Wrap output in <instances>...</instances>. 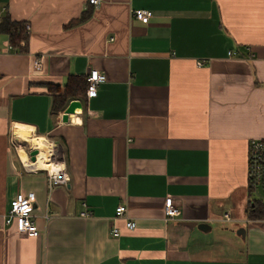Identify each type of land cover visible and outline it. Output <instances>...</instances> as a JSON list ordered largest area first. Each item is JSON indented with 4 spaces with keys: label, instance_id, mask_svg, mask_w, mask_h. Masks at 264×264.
I'll use <instances>...</instances> for the list:
<instances>
[{
    "label": "crops",
    "instance_id": "obj_1",
    "mask_svg": "<svg viewBox=\"0 0 264 264\" xmlns=\"http://www.w3.org/2000/svg\"><path fill=\"white\" fill-rule=\"evenodd\" d=\"M3 7L31 31L26 52L0 31V214L21 190L34 192L40 234L2 226L0 264H264V219L248 214L249 141L264 138V0ZM88 7V20L68 25ZM142 8L148 23L132 15ZM93 68L107 75L97 95L67 122L66 108L52 114L49 87ZM12 129L58 143L69 183L50 186L47 168L28 170ZM169 197L180 214L168 221ZM121 203L133 230L115 218ZM245 218L253 222L214 230Z\"/></svg>",
    "mask_w": 264,
    "mask_h": 264
},
{
    "label": "built area",
    "instance_id": "obj_2",
    "mask_svg": "<svg viewBox=\"0 0 264 264\" xmlns=\"http://www.w3.org/2000/svg\"><path fill=\"white\" fill-rule=\"evenodd\" d=\"M90 4L99 6L102 0H88ZM5 8H0V15L4 12ZM133 17L141 20L144 23H148L152 16V11L148 9H136L132 12ZM25 33L30 35L31 25L29 23L24 24ZM22 45L25 41H22ZM200 65L203 61L198 62ZM43 65V56H37L34 60L35 70H41ZM107 80V75L101 73L98 69H91L87 74V88L86 94L87 98H91L97 95L98 87L101 83ZM18 147V146H16ZM32 149L28 150L29 158ZM59 153V152H58ZM56 155V160L65 163V168L60 170V172H53L48 170L50 186L57 185H67L70 181V175L66 170V159L61 158L60 155ZM33 161V160H32ZM26 165V164H25ZM26 168L30 171H37L39 168L34 166H27ZM248 188L249 194L256 195V198H251V200H260L264 202V138H251L249 141L248 150ZM35 203V193L30 191L21 190L17 196L11 201L10 209L5 214H0V228L2 226H9L16 223L17 230L20 234H30L33 236H38L40 231L38 230L34 220H33V208ZM166 219L172 220L180 214V208L175 203L172 197L166 200ZM82 215L89 217L91 215L90 211L84 210ZM115 218H124L126 220V226L128 229L133 230L136 227V221L129 218L128 208L125 204H119L115 210ZM231 215L229 212H225L221 220L229 221L231 220ZM113 236H120L121 231L117 226H114L111 230Z\"/></svg>",
    "mask_w": 264,
    "mask_h": 264
},
{
    "label": "trees",
    "instance_id": "obj_3",
    "mask_svg": "<svg viewBox=\"0 0 264 264\" xmlns=\"http://www.w3.org/2000/svg\"><path fill=\"white\" fill-rule=\"evenodd\" d=\"M92 15V7H88L78 18L71 20L68 25H76L88 20ZM25 22L12 20L8 13L0 15V31L9 36L12 46L19 51H28L30 35L25 33ZM22 41L25 44L22 45ZM53 95L52 114L63 111L72 99H86L87 75L70 74L64 86L51 85ZM53 139V137L49 136ZM249 218L253 220L264 219V202L250 200Z\"/></svg>",
    "mask_w": 264,
    "mask_h": 264
},
{
    "label": "bare ground",
    "instance_id": "obj_4",
    "mask_svg": "<svg viewBox=\"0 0 264 264\" xmlns=\"http://www.w3.org/2000/svg\"><path fill=\"white\" fill-rule=\"evenodd\" d=\"M15 135L17 140L28 142L32 148L39 150L36 160L32 161L27 156L24 149H21V156L23 157L25 164L36 168H47L53 172H60V170L65 168L64 162H58L55 159L58 152L56 151L54 144L44 136L33 135L26 130H16ZM58 155L60 154L58 153Z\"/></svg>",
    "mask_w": 264,
    "mask_h": 264
},
{
    "label": "water",
    "instance_id": "obj_5",
    "mask_svg": "<svg viewBox=\"0 0 264 264\" xmlns=\"http://www.w3.org/2000/svg\"><path fill=\"white\" fill-rule=\"evenodd\" d=\"M80 108H82V101L80 99L71 100V102L68 104V106L65 109L63 121L67 122L69 120V115L76 113L77 109H80ZM38 153H39V150H37V149L31 150L30 156H31L33 161L36 160ZM187 223L191 224L192 226H197L199 229L204 230V231H206V230L208 231L211 227L210 224L206 223V222H200L199 223L197 221H189ZM239 232L244 233V229L239 230Z\"/></svg>",
    "mask_w": 264,
    "mask_h": 264
},
{
    "label": "rangeland",
    "instance_id": "obj_6",
    "mask_svg": "<svg viewBox=\"0 0 264 264\" xmlns=\"http://www.w3.org/2000/svg\"><path fill=\"white\" fill-rule=\"evenodd\" d=\"M13 130L14 129H12V131H11V136L12 137H14L15 138V135H14V132H13ZM15 143L18 145V147H19V149H20V147H23L24 149H26L27 150V152H28V150L29 149H31V146H30V144L28 143V142H25V141H19V140H17L16 138H15ZM52 141V140H51ZM55 143V142H54ZM55 145H56V148H57V151L59 152V153H62V159H64V157L66 158V156H64V153H63V150L61 149V147H60V145L58 144V143H55ZM249 197H251V198H256V195L254 194H252V196H250V194L248 195ZM253 221H247V219L245 218V220L244 221H239V222H237V223H234V222H228V223H225V222H220V223H218V224H214V230H215V232H218L219 230H222V228H227V227H232V228H239V226H242V225H244V224H251ZM243 227V226H242ZM228 245L230 244L229 242H226ZM223 244V243H222Z\"/></svg>",
    "mask_w": 264,
    "mask_h": 264
}]
</instances>
